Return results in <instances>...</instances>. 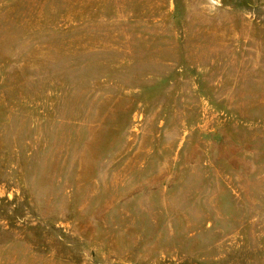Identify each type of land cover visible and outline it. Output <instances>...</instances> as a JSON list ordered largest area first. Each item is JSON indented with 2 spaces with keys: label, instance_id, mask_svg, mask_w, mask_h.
I'll list each match as a JSON object with an SVG mask.
<instances>
[{
  "label": "rangeland",
  "instance_id": "obj_1",
  "mask_svg": "<svg viewBox=\"0 0 264 264\" xmlns=\"http://www.w3.org/2000/svg\"><path fill=\"white\" fill-rule=\"evenodd\" d=\"M0 264H264V0H0Z\"/></svg>",
  "mask_w": 264,
  "mask_h": 264
}]
</instances>
